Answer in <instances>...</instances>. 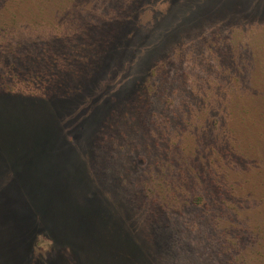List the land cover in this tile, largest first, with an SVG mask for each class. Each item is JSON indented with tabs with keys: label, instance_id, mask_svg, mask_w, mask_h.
Returning <instances> with one entry per match:
<instances>
[{
	"label": "rangeland",
	"instance_id": "1",
	"mask_svg": "<svg viewBox=\"0 0 264 264\" xmlns=\"http://www.w3.org/2000/svg\"><path fill=\"white\" fill-rule=\"evenodd\" d=\"M1 1L14 60L107 52L42 102L5 58L0 264H264V0Z\"/></svg>",
	"mask_w": 264,
	"mask_h": 264
},
{
	"label": "trees",
	"instance_id": "2",
	"mask_svg": "<svg viewBox=\"0 0 264 264\" xmlns=\"http://www.w3.org/2000/svg\"><path fill=\"white\" fill-rule=\"evenodd\" d=\"M1 2L2 1L0 0V3ZM102 33V29L96 28L94 29L92 36H87L93 41H97L99 43L96 48H94L91 44L83 43L82 46H78L76 50H73L71 46H64V43L50 40L43 44L44 50L36 48L34 52L32 51L26 53L28 54V58L22 54L18 56V60H14L11 57L15 54L14 50H10V53L0 51V72L2 73V75H0V100L7 101L4 99H7V97L10 96L9 94H13L12 91H10L11 89L8 90V86L6 87L8 89H6L3 88L4 85L2 84V81L6 80L3 75L6 73L8 68L5 66L6 68L3 73L1 67L3 66V63L7 62L6 60L9 57H11L9 58V61L18 68H29V71H36V74H31V76L34 77L32 80L38 84L42 78V85L45 87L43 96L39 97L38 95V98L35 97V94L26 95V93L23 94L21 92L15 94L23 95V97L31 96L29 98L33 99L30 101L39 99L38 101L41 102L54 99L66 100V98L74 97L77 93L76 90L74 91V87L77 81L80 80L75 72H78L79 70L83 72L87 69V75L83 76L82 81L78 83V85H80L84 81L87 83L90 76L92 77L94 75L96 69L102 66L99 59L103 54L106 56L107 52V46L104 44L103 38H101ZM24 46L26 47L28 45L24 44ZM64 53H67V55L62 56ZM34 56L36 57V61H30V57ZM62 60H64V62ZM71 84L72 88H70ZM39 94L41 95L42 93Z\"/></svg>",
	"mask_w": 264,
	"mask_h": 264
}]
</instances>
